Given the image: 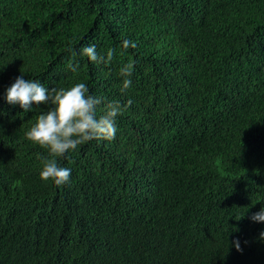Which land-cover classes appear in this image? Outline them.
<instances>
[{
  "label": "trees",
  "instance_id": "16d2710c",
  "mask_svg": "<svg viewBox=\"0 0 264 264\" xmlns=\"http://www.w3.org/2000/svg\"><path fill=\"white\" fill-rule=\"evenodd\" d=\"M22 73L125 109L63 186L26 137L51 105L6 100ZM262 208L264 0H0V264H264Z\"/></svg>",
  "mask_w": 264,
  "mask_h": 264
},
{
  "label": "clouds",
  "instance_id": "9594fccd",
  "mask_svg": "<svg viewBox=\"0 0 264 264\" xmlns=\"http://www.w3.org/2000/svg\"><path fill=\"white\" fill-rule=\"evenodd\" d=\"M122 47L127 50L129 47L135 48L136 44L124 40ZM72 55L75 58L77 53L73 52ZM80 55L93 63L109 65L115 51L108 49L106 53H98L96 47L91 45L83 47ZM68 68L76 72L79 62H69ZM133 69L134 64L130 62L119 70V75L123 78L122 92L132 85L129 77ZM6 100L9 104H18L25 112L31 110L33 105H51L46 113L39 115L26 137L48 152L49 158L44 160L40 176L42 180H51L58 187L67 184L71 176V170L61 167L58 158L92 140L112 141L117 132L116 118L125 110L119 101H110L103 105L101 114L98 115L102 100L90 95L85 83L78 82L68 88L52 89L50 94V90L39 81L24 79L23 73L7 89ZM251 219L264 222V208L253 214ZM261 236L264 237V233ZM236 248L240 250L238 242Z\"/></svg>",
  "mask_w": 264,
  "mask_h": 264
}]
</instances>
